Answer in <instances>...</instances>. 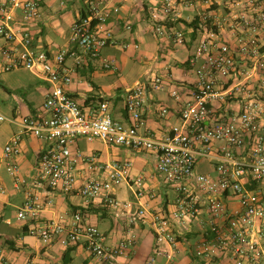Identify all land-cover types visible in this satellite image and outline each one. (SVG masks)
<instances>
[{
	"label": "built area",
	"instance_id": "built-area-1",
	"mask_svg": "<svg viewBox=\"0 0 264 264\" xmlns=\"http://www.w3.org/2000/svg\"><path fill=\"white\" fill-rule=\"evenodd\" d=\"M196 1L210 5L213 0H160V7L150 17L155 32L184 45L186 31L167 23ZM45 2L0 0L4 70L26 68L49 83L38 115L7 117L0 112V125L9 121L18 128L4 148L5 166L15 187L26 179L14 158L21 151L22 137L31 135L47 143L38 160L34 185L63 192L78 189L87 201L131 209L133 202L116 195L131 164H110L101 154H85L74 146L82 137L152 152L157 156V172L175 197L170 207L149 210L140 203L155 198L154 190L148 187L144 174L134 179L132 187L139 204L130 223L146 221L156 241L146 264H175L181 237L194 222L203 229L194 247L197 257L223 259L225 264H264V0L235 1L228 23L230 36L215 14H203L202 32L187 60L194 75L189 87L184 91L171 88L162 75L146 78L127 94V124L113 118L108 100L86 111L67 91L72 82L68 59L81 65L86 55L99 57L103 48L114 42L108 21L120 8L110 5V0H88L86 13L71 26L73 46L49 51L35 46L31 29L41 18ZM166 89L180 102V123L169 135L157 137L144 130L145 114L150 94ZM200 159L211 163L214 172H198ZM81 165L91 175L79 184ZM6 193L0 177V195ZM45 205L39 194L29 192L17 218L37 220ZM2 213L0 199V216ZM31 233L45 244L55 239L64 246L82 243L93 264H128L125 259L136 244L133 237L109 244L82 209L67 220L37 223ZM0 264L44 263L35 258L12 262L0 244Z\"/></svg>",
	"mask_w": 264,
	"mask_h": 264
},
{
	"label": "crops",
	"instance_id": "crops-1",
	"mask_svg": "<svg viewBox=\"0 0 264 264\" xmlns=\"http://www.w3.org/2000/svg\"><path fill=\"white\" fill-rule=\"evenodd\" d=\"M87 1L46 0L41 18L31 27L35 46L49 51H57L64 46L72 47L71 26L76 19L86 13ZM235 1L237 0H213L210 5L196 1L195 5L181 10L179 16L167 23L186 31V43L177 45L170 37L156 33L151 23V13L160 7V0H110V5L120 8V11L113 13L108 21V27L114 34V42L103 48L99 57L86 55L81 65H76L73 58L68 59L67 66L71 70L72 82L67 86V91L86 111H90L99 102L108 100L113 118L127 124L128 116L125 109L127 94L146 78L162 75L169 81L171 88L177 87L184 91L189 87L194 75L187 60L194 53L199 37L193 32L190 23L197 16L215 14L224 24L226 35L230 36L232 30L228 23L235 9ZM128 24L132 25L131 30L127 29ZM64 27L68 28V36L63 34ZM3 46L4 41L0 39V67L4 70L1 57ZM106 63H110L111 67H106ZM143 71L145 76L141 78ZM38 77L43 80L42 84L36 86L42 97L41 106L32 108L25 99V104L21 101V108L18 106L13 109V116L20 117L25 112V115L28 113L38 115L41 112L49 83ZM129 81H133L134 84H128L131 83ZM139 81L141 82L138 83ZM164 108L167 109L166 113L162 111ZM179 109L180 102L172 98L167 89L154 91L148 98L144 130L157 137L169 135L173 126L180 123ZM17 132L16 126L5 145ZM46 147L47 143L40 138L31 135L22 137L21 151L14 158L21 166L26 179L25 184L20 187H15L13 178L7 172L4 160L5 146L0 150V177L7 189L6 194L0 195L3 207L0 216V244L6 257L15 263H24L35 258L44 264H93L89 252L82 243L64 246L59 239H55L45 244L31 233V229L37 223L67 220L76 210L82 209L89 222L97 225L106 236L109 244L133 237L136 244L125 260L128 264H146L155 251L156 241L146 221L130 223V217L139 204L132 187L134 179L144 174L148 187L154 190L155 198H144L140 203L149 210L168 208L175 197L172 187L165 183L162 175L156 170V154L109 145L100 139L87 140L81 137L77 140L75 151L101 154L102 160L110 164L126 162L131 164L129 175L116 189V195L121 200L133 202L134 207L114 209L100 201H87L80 195L78 189L63 192L47 186L34 185L38 160ZM196 169L198 172H214L213 165L204 159L198 161ZM78 175L81 184L88 179L91 171L81 165ZM29 192L39 194L46 205L37 220H20L17 213ZM202 230L198 222L190 225L185 235L181 237L175 264H225L223 259L207 261L195 255V243L201 239Z\"/></svg>",
	"mask_w": 264,
	"mask_h": 264
},
{
	"label": "rangeland",
	"instance_id": "rangeland-1",
	"mask_svg": "<svg viewBox=\"0 0 264 264\" xmlns=\"http://www.w3.org/2000/svg\"><path fill=\"white\" fill-rule=\"evenodd\" d=\"M67 32L68 28L64 27L63 34L65 36L67 35ZM143 76H145L144 71L141 73V78ZM42 82L43 80L26 68H17L6 71L0 67V112L7 117L13 116V109L18 106L21 108L22 102L25 104V99L27 102H29V104L32 105V108H38L41 106L42 97L39 89L36 86L38 84H42ZM129 82H131L128 83L130 85L134 84L132 83L133 81ZM29 114L31 115V113L26 115ZM15 129L16 125L9 121L1 124L0 150L4 148L7 138L11 136L13 130Z\"/></svg>",
	"mask_w": 264,
	"mask_h": 264
},
{
	"label": "trees",
	"instance_id": "trees-1",
	"mask_svg": "<svg viewBox=\"0 0 264 264\" xmlns=\"http://www.w3.org/2000/svg\"><path fill=\"white\" fill-rule=\"evenodd\" d=\"M202 17L201 16H197L193 19V21L190 23V25L193 26V32L195 33L196 36L200 35V33L202 32Z\"/></svg>",
	"mask_w": 264,
	"mask_h": 264
}]
</instances>
